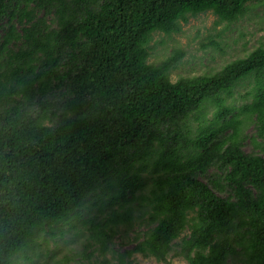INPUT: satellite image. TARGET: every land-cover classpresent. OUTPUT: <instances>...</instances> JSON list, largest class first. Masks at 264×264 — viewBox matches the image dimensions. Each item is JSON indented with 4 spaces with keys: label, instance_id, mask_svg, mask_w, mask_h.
Listing matches in <instances>:
<instances>
[{
    "label": "trees",
    "instance_id": "16d2710c",
    "mask_svg": "<svg viewBox=\"0 0 264 264\" xmlns=\"http://www.w3.org/2000/svg\"><path fill=\"white\" fill-rule=\"evenodd\" d=\"M257 4L0 0V264L56 228L84 237L59 264H264V35L212 73L149 61L154 33Z\"/></svg>",
    "mask_w": 264,
    "mask_h": 264
},
{
    "label": "rangeland",
    "instance_id": "374dc122",
    "mask_svg": "<svg viewBox=\"0 0 264 264\" xmlns=\"http://www.w3.org/2000/svg\"><path fill=\"white\" fill-rule=\"evenodd\" d=\"M262 7L264 5L257 4L249 14L230 25L228 30H223L224 24L219 23L214 15L207 13L190 17L188 22L182 24V30L170 37L156 32L150 43L149 61L156 62L165 58L173 48H179L184 55L172 69V80L219 70L227 62L242 57L245 51L250 50L257 44L258 38L264 35V29H259L257 23L259 16L264 12ZM257 13H259L258 16H254ZM50 18V16L47 17V19ZM213 42L219 43V46L212 44ZM246 89L247 85H244L238 87L237 91L244 92ZM245 149L250 151L251 146ZM65 227L66 224L60 229ZM186 233H188L187 230L182 235ZM81 236V232L65 230V233H60V230L56 228L53 230V235L43 234L42 242L33 250L23 253L21 257L18 256L15 264H59L58 261L63 257H71L77 253L76 249L81 250V242L84 239ZM132 244L131 235L122 236L115 240L114 249L122 251L131 247ZM27 255L29 259L25 258ZM168 259L170 264H188L184 258L175 255L174 252L169 254ZM132 260L135 264H164L157 263L152 257H144L139 253L133 254ZM84 264L96 263L92 260L91 263Z\"/></svg>",
    "mask_w": 264,
    "mask_h": 264
}]
</instances>
